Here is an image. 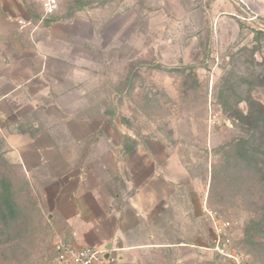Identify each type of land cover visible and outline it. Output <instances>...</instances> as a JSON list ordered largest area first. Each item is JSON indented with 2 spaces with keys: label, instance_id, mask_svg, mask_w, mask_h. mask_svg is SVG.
Returning <instances> with one entry per match:
<instances>
[{
  "label": "rangeland",
  "instance_id": "rangeland-1",
  "mask_svg": "<svg viewBox=\"0 0 264 264\" xmlns=\"http://www.w3.org/2000/svg\"><path fill=\"white\" fill-rule=\"evenodd\" d=\"M9 1L17 12L5 18L0 9V96L10 87L1 81L15 73L13 60L49 43L53 24H73L84 34V71L93 77L82 89L97 101L103 127L129 135L149 157L168 163L174 156L190 176L176 190H207L209 218L197 224L206 244L196 250V264H264V220L250 245L239 244L250 221L259 222L256 208L264 209V163L259 175L226 179L235 172V152L254 145L264 157V147L256 148L263 127L253 138L251 119L237 120L264 108V19L247 10L239 19L217 16L215 0H61L45 18L28 0ZM3 118L0 128L9 122ZM15 154L0 131V264H47L53 243L43 204ZM214 214L231 223L232 258L214 250Z\"/></svg>",
  "mask_w": 264,
  "mask_h": 264
},
{
  "label": "crops",
  "instance_id": "crops-1",
  "mask_svg": "<svg viewBox=\"0 0 264 264\" xmlns=\"http://www.w3.org/2000/svg\"><path fill=\"white\" fill-rule=\"evenodd\" d=\"M0 9L16 16L9 0H0ZM244 10L264 19V0L211 4L217 16L239 19ZM45 40L13 60L15 73L1 81L10 87L0 96V115L9 119L0 131L40 197L52 243L114 250L116 264H196V250L206 244L197 224L209 218L207 190H176L190 176L174 156L168 163L149 157L129 135L103 127L97 101L82 89L93 83L84 71L82 30L53 24Z\"/></svg>",
  "mask_w": 264,
  "mask_h": 264
},
{
  "label": "built area",
  "instance_id": "built-area-1",
  "mask_svg": "<svg viewBox=\"0 0 264 264\" xmlns=\"http://www.w3.org/2000/svg\"><path fill=\"white\" fill-rule=\"evenodd\" d=\"M61 0H29L39 5L43 18L49 17L57 10ZM213 224L214 250L225 257L229 256L231 245V223L215 215L211 217ZM232 258V257H231ZM117 257L113 251H107L88 245H76L64 240H57L47 260V264H116Z\"/></svg>",
  "mask_w": 264,
  "mask_h": 264
},
{
  "label": "trees",
  "instance_id": "trees-1",
  "mask_svg": "<svg viewBox=\"0 0 264 264\" xmlns=\"http://www.w3.org/2000/svg\"><path fill=\"white\" fill-rule=\"evenodd\" d=\"M256 116L254 117V113L249 112L246 116H242V114H237V120L239 122H241V120L243 119H247L250 120L251 119V131L253 133V138H254V134L256 135L257 130L259 129V127H263L261 130V133L264 134V108L257 110L256 112ZM240 115V116H239ZM250 118V119H249ZM260 132H258L259 134ZM261 135V134H259ZM259 137V136H258ZM260 143L256 144V148L258 150L262 149L264 147V140L260 139L259 140ZM239 147V145H237ZM255 148V149H256ZM260 155L264 154V152H259ZM260 157V158H259ZM233 163L231 166V168L235 169V172L232 175H227L226 179L229 183V181L231 179H233L234 181H238L239 180V175L243 174V173H251V172H257L259 175V169H256V167H258L259 164L264 163V157L262 158L261 156H257V154L255 153L254 150V145L252 149H243L242 153L240 151H237V153L235 152V154L232 157ZM219 171V169H218ZM218 171L216 172V174H218ZM210 179H212V173L209 174ZM232 176V178H231ZM259 177V176H258ZM216 180V179H214ZM258 183H260L261 186H264V178H258ZM264 191V190H263ZM256 210L259 212H255L257 216H259V222H256L255 220H251L250 223L251 225L247 227V230L245 231V238L241 241H239V244H245V245H250L248 242L254 239V234H257L258 231H260L263 227V220H264V209H262V207L258 206L256 208ZM249 230V232H248ZM253 232V233H252ZM250 239V240H249ZM259 245V244H258ZM257 245V246H258ZM252 246V245H251ZM211 264V263H208Z\"/></svg>",
  "mask_w": 264,
  "mask_h": 264
}]
</instances>
